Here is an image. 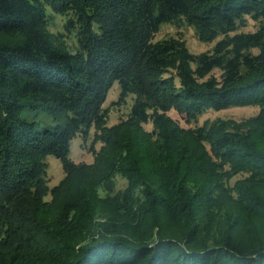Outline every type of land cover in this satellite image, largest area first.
Wrapping results in <instances>:
<instances>
[{"label":"trees","instance_id":"16d2710c","mask_svg":"<svg viewBox=\"0 0 264 264\" xmlns=\"http://www.w3.org/2000/svg\"><path fill=\"white\" fill-rule=\"evenodd\" d=\"M164 23L216 41L154 39ZM116 80V103L134 99L109 125ZM232 105L259 111L194 126L168 113ZM92 129L94 160L74 161ZM0 264H264V0H0Z\"/></svg>","mask_w":264,"mask_h":264},{"label":"rangeland","instance_id":"374dc122","mask_svg":"<svg viewBox=\"0 0 264 264\" xmlns=\"http://www.w3.org/2000/svg\"><path fill=\"white\" fill-rule=\"evenodd\" d=\"M49 13L51 14V22L49 24L50 29L56 33L63 32L64 33V41L68 49L74 51L77 48L78 41L76 35V28H72L71 30H67L65 28V22L69 14H62L54 11L51 7L48 8ZM257 21L251 17H248L247 25L241 27V30H253L257 27ZM181 35L185 38L188 47L190 50L194 52H199L203 50L210 49L215 41H205L201 40L197 37L195 30L191 26H182L179 27L174 23H164L160 29L155 33L154 39H160L163 37H167L170 35ZM215 73L218 75L220 71L217 69ZM121 85L118 80H116L112 87L110 88L107 99L104 102V106L108 109L109 116L107 123L109 125L117 123L122 118H125L129 111L131 110L133 104V95H129L124 102L116 103L118 100L120 93ZM259 111V106L257 105H232L229 107H224L221 109L209 108L203 111L195 120L186 121L185 116L178 112L175 109H171L168 113L177 119L181 125L183 126H194L200 125L205 120L214 119L216 117H224V118H235L241 119L247 117L249 115L255 114ZM21 116L27 117L29 119H36L38 124L41 126L44 123L52 122V118L49 112L42 109H33L29 107H25L21 110ZM147 129L152 128V123L147 122L144 124ZM94 142V129L91 130L89 135L84 138L83 134L77 133L71 140L69 156L74 161H93L94 160V152L90 148L92 143ZM100 146V141H95L94 147L98 148ZM47 161V174L49 177V184L54 185L59 182V180L64 175V169L62 160L54 154H48L46 157ZM126 184L125 178L122 176H118V184L117 187H124Z\"/></svg>","mask_w":264,"mask_h":264}]
</instances>
